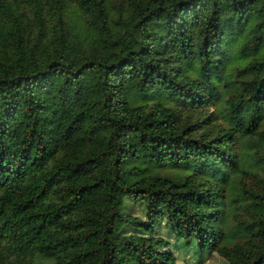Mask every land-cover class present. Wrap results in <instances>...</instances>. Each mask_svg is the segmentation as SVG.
Here are the masks:
<instances>
[{"label":"trees","instance_id":"trees-1","mask_svg":"<svg viewBox=\"0 0 264 264\" xmlns=\"http://www.w3.org/2000/svg\"><path fill=\"white\" fill-rule=\"evenodd\" d=\"M263 123L264 0H0V264H264Z\"/></svg>","mask_w":264,"mask_h":264},{"label":"rangeland","instance_id":"rangeland-1","mask_svg":"<svg viewBox=\"0 0 264 264\" xmlns=\"http://www.w3.org/2000/svg\"><path fill=\"white\" fill-rule=\"evenodd\" d=\"M264 128V123L263 126ZM247 154L242 161L241 172L236 177L239 188L262 192L264 190V166H260L258 155H254L253 150L247 149ZM234 216L230 223L236 225L239 221H248V215L241 207L233 210ZM131 215L139 216L140 211L133 206ZM164 238L168 241V249L174 254L176 264H226L225 260L215 252L209 253L198 251L189 240L175 238L171 230H165Z\"/></svg>","mask_w":264,"mask_h":264}]
</instances>
